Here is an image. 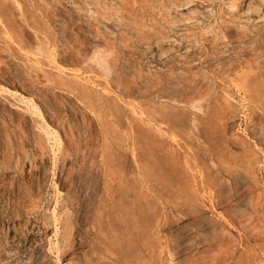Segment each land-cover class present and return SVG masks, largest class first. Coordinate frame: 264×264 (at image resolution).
Here are the masks:
<instances>
[{"label": "rangeland", "instance_id": "rangeland-1", "mask_svg": "<svg viewBox=\"0 0 264 264\" xmlns=\"http://www.w3.org/2000/svg\"><path fill=\"white\" fill-rule=\"evenodd\" d=\"M0 264H264V0H0Z\"/></svg>", "mask_w": 264, "mask_h": 264}, {"label": "bare ground", "instance_id": "bare-ground-1", "mask_svg": "<svg viewBox=\"0 0 264 264\" xmlns=\"http://www.w3.org/2000/svg\"><path fill=\"white\" fill-rule=\"evenodd\" d=\"M26 235V234H25ZM25 235H22L23 237L25 236ZM28 235V234H27ZM17 236V235H16ZM26 238V237H25ZM23 239V238H22ZM25 240V239H24Z\"/></svg>", "mask_w": 264, "mask_h": 264}]
</instances>
